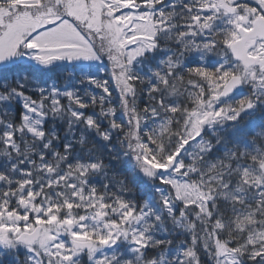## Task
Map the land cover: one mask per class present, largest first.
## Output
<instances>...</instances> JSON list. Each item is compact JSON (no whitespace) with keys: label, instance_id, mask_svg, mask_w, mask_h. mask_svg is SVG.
<instances>
[{"label":"snow or ice","instance_id":"obj_1","mask_svg":"<svg viewBox=\"0 0 264 264\" xmlns=\"http://www.w3.org/2000/svg\"><path fill=\"white\" fill-rule=\"evenodd\" d=\"M0 264H264V0H0Z\"/></svg>","mask_w":264,"mask_h":264}]
</instances>
